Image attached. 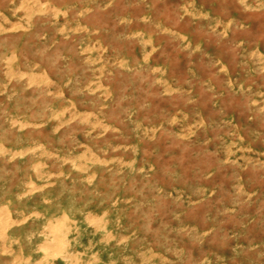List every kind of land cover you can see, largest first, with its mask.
Wrapping results in <instances>:
<instances>
[{
  "label": "rangeland",
  "instance_id": "1",
  "mask_svg": "<svg viewBox=\"0 0 264 264\" xmlns=\"http://www.w3.org/2000/svg\"><path fill=\"white\" fill-rule=\"evenodd\" d=\"M0 264H264V0H0Z\"/></svg>",
  "mask_w": 264,
  "mask_h": 264
}]
</instances>
